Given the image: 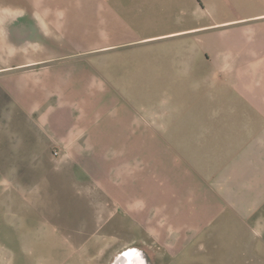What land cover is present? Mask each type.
Wrapping results in <instances>:
<instances>
[{
	"label": "crops",
	"instance_id": "obj_1",
	"mask_svg": "<svg viewBox=\"0 0 264 264\" xmlns=\"http://www.w3.org/2000/svg\"><path fill=\"white\" fill-rule=\"evenodd\" d=\"M42 5L27 55L0 56V226L57 147L64 177L121 178L107 187L157 240L264 264V0Z\"/></svg>",
	"mask_w": 264,
	"mask_h": 264
},
{
	"label": "rangeland",
	"instance_id": "obj_2",
	"mask_svg": "<svg viewBox=\"0 0 264 264\" xmlns=\"http://www.w3.org/2000/svg\"><path fill=\"white\" fill-rule=\"evenodd\" d=\"M42 4L43 0H0V56L4 62L27 55V30L22 20L26 9L41 8ZM37 47L35 51L41 52ZM50 151V163L35 160L29 175L22 172L19 176L22 198L4 213V225L0 226L5 232L0 239V264L219 263L218 240L187 242L184 248L157 240L152 231L155 226L138 224L137 216L126 215L122 192L107 187L108 180L120 185L121 178L107 177L106 171L100 172L102 176L92 172L75 176L70 169L64 177L58 169L60 151L57 147ZM23 220L29 224L23 225ZM13 229L10 238L6 232Z\"/></svg>",
	"mask_w": 264,
	"mask_h": 264
}]
</instances>
